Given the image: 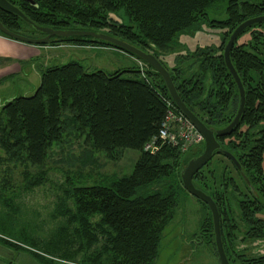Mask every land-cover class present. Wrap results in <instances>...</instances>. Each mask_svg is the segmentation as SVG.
Segmentation results:
<instances>
[{"label":"trees","instance_id":"obj_1","mask_svg":"<svg viewBox=\"0 0 264 264\" xmlns=\"http://www.w3.org/2000/svg\"><path fill=\"white\" fill-rule=\"evenodd\" d=\"M7 1L40 26L103 32L152 53L165 67L157 51L178 45L179 35L199 24L226 30L223 45L197 47L193 53L176 57L179 64L194 59L197 68L190 75L185 76L186 70L180 65L171 69L166 67L181 100L213 129L226 126L239 103L236 84L224 63V45L241 22L264 15V0ZM218 2L222 7L224 4L225 17L209 18V12ZM120 11L127 23L110 17ZM0 22L19 34L42 36L18 16L2 9ZM261 25L264 23L245 30H251L254 46L235 41L230 51V60L245 90V107L238 126L227 135L216 136L221 148L235 156L248 179L246 183L226 158L245 193L239 190L233 177L228 178L230 185L223 184L221 193L210 190L202 172L212 158L192 178L193 184L216 203L223 247L231 264L236 260L240 264H264V255L230 258L229 247L237 227L225 199L230 187L239 190L242 199L237 205L248 226L246 236L250 239L263 236L264 220L257 215L264 209V127L257 128L264 119V46L258 50L264 40L261 32L256 30ZM0 35L10 38L1 32ZM59 43L117 49L90 36L67 37L45 45ZM145 66L112 72L102 69L88 72L77 60L42 66L32 94L13 96L0 105V150L11 163L42 168L51 147L60 144L70 131L82 138L86 148L102 152L111 160L119 159L126 149L138 152L131 173L113 179L107 185L72 184L73 210L62 212L58 209L64 216L69 214L67 224L58 229L61 243H49L50 249H45L54 257L73 261L80 252L78 264H154L156 260L162 232L175 214L177 192L186 191L180 181L179 169L190 157L201 153L203 147L193 152L191 149L187 158H183L184 153L177 148L166 144L153 153L143 149L144 144L157 134L168 104L175 108L159 74ZM206 79L210 80L209 89ZM161 181H168L167 190L152 189ZM199 201L208 211L200 227L201 233L213 238L214 243L210 212L207 205ZM94 215L100 216L95 226H98L103 241L100 247L91 251L99 242L90 222ZM65 237L68 238L65 244L76 241L77 247L69 254H54L66 241ZM6 244L22 249L16 244ZM31 254L47 264H61L37 253Z\"/></svg>","mask_w":264,"mask_h":264},{"label":"rangeland","instance_id":"obj_2","mask_svg":"<svg viewBox=\"0 0 264 264\" xmlns=\"http://www.w3.org/2000/svg\"><path fill=\"white\" fill-rule=\"evenodd\" d=\"M215 7L209 12L208 17L224 18V4L222 7V4L218 2ZM110 17L127 23V18L122 11ZM256 30L261 32L262 40H264V25L257 27ZM225 31L199 24L194 29L179 35L176 41L178 45L171 46L164 51L158 50V56L167 68L171 69L180 65L186 70L185 76L190 75L197 68V64L193 62L194 59H186L185 62L179 64L175 60L176 57L193 53L197 47L223 45ZM236 41L254 46L251 30L244 31ZM262 46L264 43L258 45V50L262 49ZM52 47L55 48H52L54 50L51 57H57L55 60H59L63 56V59L56 63L63 64L77 60L88 72L98 69L112 72L125 68L146 67V64H142L143 62L136 57L111 47L79 46L73 43H59ZM262 52L264 54V48ZM206 81L207 89H209L210 80L206 79ZM32 90L34 89L27 94H32ZM6 93L7 89L0 88L2 102L8 98L3 97ZM262 127H264V119L260 121L257 128ZM198 147H204V144L192 148L191 152ZM191 152L189 150L184 153L183 158H187ZM0 156L3 157L0 161V264H47L31 253H37L61 264H78L80 252L75 255L73 261H68L54 257L50 251L45 250L49 248V243H61L60 240H62L58 229L67 224L69 214L64 216L58 212V209L62 212L65 209L73 210L71 186L74 183L107 185L113 179L131 173L138 152L126 149L119 159L111 160L102 152L86 148L82 138L70 131L63 136L60 144L51 147L42 168L27 166L21 162L11 163L1 150ZM202 174L207 177L211 191L221 193L224 189L223 184L230 185L228 178L233 177L239 190L245 193L236 171L220 154L212 157L210 163L203 167ZM167 187L168 181H161L153 185L152 189L165 191ZM239 190L235 191L233 187H230L225 195L231 211L229 213L233 216L237 227L233 242L229 247L232 260L236 256L249 258L264 255V234L252 239L245 234L248 226L242 220L241 211L237 205L238 200L242 199ZM176 198L175 214L162 232L154 264H220L213 238L203 236L200 229L207 217V209L199 199L187 191H178ZM257 215L264 220V209ZM99 217V215H94L90 218L99 240L92 246L91 251L100 247L103 241L98 226H95ZM67 227L69 230L70 224ZM65 239L59 251L54 254L58 255L62 252L69 254L77 247L76 241L70 245L65 244L68 238L65 237ZM6 243L16 244L22 249H15ZM32 243L35 244L34 247ZM233 264H240V261H233Z\"/></svg>","mask_w":264,"mask_h":264},{"label":"water","instance_id":"obj_3","mask_svg":"<svg viewBox=\"0 0 264 264\" xmlns=\"http://www.w3.org/2000/svg\"><path fill=\"white\" fill-rule=\"evenodd\" d=\"M0 9L8 13L14 14L22 19L23 22L32 27L33 30L40 33V37H29L14 31L7 29L0 22V32L14 40L24 42L33 45H45L52 40H62L67 37L73 36H90L94 39H99L110 43L117 49H120L127 54L135 56L137 59L141 60L146 65L150 66L156 73L161 77L169 97L173 102L175 108L182 113L190 123L202 134L203 136V151L197 155L190 157L186 163L182 164L179 169L180 181L183 188L195 198L201 200L208 207L211 215L214 246L216 254L220 264H231L225 253L222 236H221V226H220V216L216 206V203L212 197L197 188L193 182L192 178L194 174L213 157L214 154H222L225 158L230 160L235 166L236 170L239 171L243 180L248 183V179L242 172L241 166L233 154L221 148L216 136H223L231 133L235 127L238 126L241 116L245 107V90L242 82L236 72L232 62L230 60V51L237 40V38L249 27L264 23V15H258L255 17L248 18L241 22L229 35L224 48H223V59L225 66L227 67L229 73L231 74L239 94V103L236 113L232 120L224 127L219 129H213L206 126L181 100L174 86V83L170 77V74L166 67L155 57L152 53L146 52L139 47L128 43L122 39L116 38L109 34L103 32H94L91 30H80V29H54L48 26H40L30 20L19 8L10 3L7 0H0Z\"/></svg>","mask_w":264,"mask_h":264},{"label":"crops","instance_id":"obj_4","mask_svg":"<svg viewBox=\"0 0 264 264\" xmlns=\"http://www.w3.org/2000/svg\"><path fill=\"white\" fill-rule=\"evenodd\" d=\"M52 48L55 47L27 44L0 35V88L7 89L4 98L30 93L38 85L40 67L58 64L63 59L51 57Z\"/></svg>","mask_w":264,"mask_h":264},{"label":"built area","instance_id":"obj_5","mask_svg":"<svg viewBox=\"0 0 264 264\" xmlns=\"http://www.w3.org/2000/svg\"><path fill=\"white\" fill-rule=\"evenodd\" d=\"M203 142L202 134L177 109L168 104V109L161 120L157 134L153 136L143 149L153 153L160 145L166 144L186 153Z\"/></svg>","mask_w":264,"mask_h":264}]
</instances>
